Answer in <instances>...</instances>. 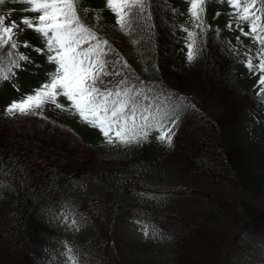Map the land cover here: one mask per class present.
Wrapping results in <instances>:
<instances>
[{
    "label": "trees",
    "instance_id": "16d2710c",
    "mask_svg": "<svg viewBox=\"0 0 264 264\" xmlns=\"http://www.w3.org/2000/svg\"><path fill=\"white\" fill-rule=\"evenodd\" d=\"M19 3L6 0L0 15ZM86 4L87 21L98 35L111 37L129 65L117 70L133 84L151 87L165 110L179 111L171 145L161 146L170 162L161 172L171 177L129 178L123 191L164 198V206L143 208L140 217L171 241L170 264H232L248 238L264 235V111L241 79L239 53L226 41L221 12L209 0L210 27L202 35L196 30L200 55L189 63L182 30L188 7L179 0H151V28L138 34L121 32L106 0ZM168 92L174 95L165 100ZM102 142L99 130L74 118L0 117V157L16 161L8 165L12 175L0 176V264H54L47 241L56 233L50 210L64 200L93 225L73 248L80 264H160L137 254L125 233L137 206L112 187L93 191L82 185L104 170ZM109 159L123 170L129 166L121 154Z\"/></svg>",
    "mask_w": 264,
    "mask_h": 264
},
{
    "label": "snow or ice",
    "instance_id": "6c2138e0",
    "mask_svg": "<svg viewBox=\"0 0 264 264\" xmlns=\"http://www.w3.org/2000/svg\"><path fill=\"white\" fill-rule=\"evenodd\" d=\"M22 2L27 6L24 11L38 15L24 16L19 23L11 18V13L0 15V81L15 78L13 69H21L22 62H32L30 55L19 51L21 47H31L27 41L18 39V33L23 31L21 25L40 35L47 49V60L55 65V69L47 74L46 82L12 101L5 109L6 118L38 116L48 119L44 110L46 105H51L99 130L107 144L138 146L147 143L156 132L155 139L171 145L179 118L178 107L165 110L160 104L161 96L150 95L153 92L151 87L140 81L133 84L131 76L117 70V65L121 69L129 68V65L112 47L111 37L98 35L95 26L87 21L86 0ZM187 2L189 19L182 30L187 35L186 58L191 63L200 55L196 30L202 35L210 27L206 19L209 0ZM219 2H226L233 10L230 15L234 21L228 27L235 25L243 36L259 45L255 58L245 55L250 72L259 74L256 95L264 103V0ZM5 3L6 0H0V5ZM150 6L151 0H106V7L115 13L121 32L128 34H138L145 27L150 30ZM169 11L175 12V9ZM172 95L168 92L163 98L167 100ZM61 97L68 103H61ZM15 162L12 155L0 157V176L12 175L13 168L8 165ZM71 223L76 225L75 220ZM142 227L144 234L149 235V226L142 224ZM66 255L67 264H80L79 254L70 247Z\"/></svg>",
    "mask_w": 264,
    "mask_h": 264
},
{
    "label": "rangeland",
    "instance_id": "374dc122",
    "mask_svg": "<svg viewBox=\"0 0 264 264\" xmlns=\"http://www.w3.org/2000/svg\"><path fill=\"white\" fill-rule=\"evenodd\" d=\"M181 4L189 8L187 0H179ZM219 11L221 12L224 25L227 42H231L236 51L239 53L238 66L242 69V77L248 88L256 95L258 91L257 80L259 74H253L246 66V53L248 55L256 57V49L259 47L251 41L249 37L243 36L240 31L233 25L232 28L228 27L230 22L234 21V18L230 15L232 8L226 2H219V0H211ZM20 6L11 11V18L15 19L18 23L24 16H36L38 13H31L24 11L27 6L20 0ZM7 14L6 16H8ZM23 31L18 33V39L20 41H27L30 48L25 49L21 47L20 52L26 53L31 57V63L22 62L21 69H13L15 72V78L5 79L0 81V117L5 119L19 118H6L4 115L6 107L14 100H17L20 96L28 94L31 90L40 86L41 83L46 82L47 74L55 69V65L49 63L47 60V49L43 43L42 38L38 33H35L32 29H28L26 26L21 25ZM245 31L247 27L245 26ZM240 37L237 40V37ZM187 41H183V47H186ZM41 49L42 51H37ZM185 55L187 52L184 50ZM258 59V58H257ZM256 59H254V63ZM14 85L16 87H14ZM17 88L19 91H17ZM2 95V96H1ZM257 96V95H256ZM60 102L67 104L68 102L64 98H60ZM264 111V103H260ZM264 115V114H263ZM44 116L52 119L64 122L66 118H74L75 122H80L78 117L69 116L60 112L59 109H54L51 105H46L44 110ZM261 127H264L262 125ZM97 130V129H95ZM98 131V130H97ZM264 128L262 130V134ZM157 133L153 134V140L149 139L144 145V151L140 152V145L120 146L110 145L102 142V149H104L105 157L101 160L103 171H98L95 178L91 177L90 180L84 182L83 186H88L91 190L103 189L105 187H112L115 191L120 193L125 200L132 202L137 206L138 214L125 224V233L129 238V241L133 243V250L146 258H153L160 264H170L171 257L173 256L171 241L167 238H160L159 232L151 227L149 224V235H145L142 224H146L142 220L143 208H151L157 210L164 206V198H160L153 195L131 193L127 194L123 191L129 178L155 176L156 178L167 179L171 177L168 173H162L161 170H166L170 167V162L167 154L161 146H165L167 143H161L155 139ZM156 140V141H155ZM155 141V143H153ZM145 153V154H144ZM121 154L128 162L129 166L122 169L120 166L113 165L109 160L112 155ZM115 161V160H114ZM263 172H264V163ZM173 179V178H171ZM263 188V189H262ZM262 199L264 202V184L261 185ZM83 190H86L83 189ZM77 190L69 189V192H75ZM69 197V195H66ZM52 216H54V229L55 235L47 238L49 255L54 260V264H67V249L78 246V242L81 237L86 236L93 225L89 221L75 216L70 210V203L67 200L62 201L56 206H53L50 210ZM139 212L141 215H139ZM67 218V219H66ZM75 220L76 225H72L71 221ZM147 225V224H146ZM232 264H264V235L254 236L248 238L241 246L237 256L233 258Z\"/></svg>",
    "mask_w": 264,
    "mask_h": 264
}]
</instances>
